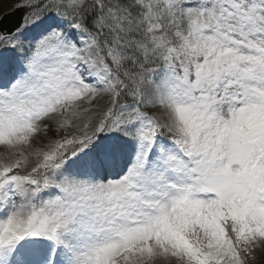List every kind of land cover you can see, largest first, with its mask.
<instances>
[{"label": "snow or ice", "instance_id": "6c2138e0", "mask_svg": "<svg viewBox=\"0 0 264 264\" xmlns=\"http://www.w3.org/2000/svg\"><path fill=\"white\" fill-rule=\"evenodd\" d=\"M0 8V264H264V0Z\"/></svg>", "mask_w": 264, "mask_h": 264}, {"label": "rangeland", "instance_id": "374dc122", "mask_svg": "<svg viewBox=\"0 0 264 264\" xmlns=\"http://www.w3.org/2000/svg\"><path fill=\"white\" fill-rule=\"evenodd\" d=\"M3 8H0V11H3ZM53 19L52 18H47L45 19L42 23H37L34 27H31L28 29V31L24 34V38L30 39V40H36L38 39L44 31L47 30V28L50 25H53ZM69 31H72L69 29ZM89 81H92L94 78L89 76L86 77ZM103 136L104 142L106 143H113L117 146H119V155L116 161V164L113 168H110L108 172L105 173L106 175H117V174H123L127 170V168L131 165L133 162V158L135 156V142L122 137L118 133H110V134H101ZM161 143L165 144V146H170L169 142L166 141L165 138H161ZM89 150H85V154ZM92 151H95L93 148ZM124 166V167H123ZM67 171L69 173H77V174H82L85 170L82 169L78 164L75 163V158L72 161H69L67 164ZM105 176H93V179H103ZM5 214V211L3 208H0V216H3ZM59 259H64L63 256L59 257Z\"/></svg>", "mask_w": 264, "mask_h": 264}, {"label": "water", "instance_id": "95a60500", "mask_svg": "<svg viewBox=\"0 0 264 264\" xmlns=\"http://www.w3.org/2000/svg\"><path fill=\"white\" fill-rule=\"evenodd\" d=\"M7 15H8L9 19L6 20L4 22V24H5L6 28L10 29L20 19L21 13L19 10H17L15 13L10 12Z\"/></svg>", "mask_w": 264, "mask_h": 264}, {"label": "bare ground", "instance_id": "6f19581e", "mask_svg": "<svg viewBox=\"0 0 264 264\" xmlns=\"http://www.w3.org/2000/svg\"><path fill=\"white\" fill-rule=\"evenodd\" d=\"M124 167V166H123Z\"/></svg>", "mask_w": 264, "mask_h": 264}]
</instances>
